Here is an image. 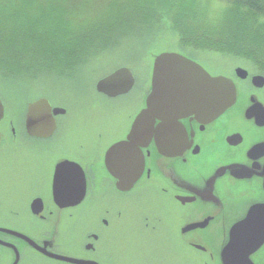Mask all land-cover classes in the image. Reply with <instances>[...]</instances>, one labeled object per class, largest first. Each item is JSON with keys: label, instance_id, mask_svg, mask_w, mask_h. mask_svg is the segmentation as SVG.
I'll return each mask as SVG.
<instances>
[{"label": "flooded vegetation", "instance_id": "1", "mask_svg": "<svg viewBox=\"0 0 264 264\" xmlns=\"http://www.w3.org/2000/svg\"><path fill=\"white\" fill-rule=\"evenodd\" d=\"M201 53L186 50L181 54L215 74L232 78L238 86L236 106L207 126L190 118L182 120L183 135L167 139L176 151L183 150L180 155L159 154L158 140H152L143 150L144 173L127 191L117 189L104 158L113 145L126 140L133 117L93 122L90 135L79 136L75 127L76 134L70 135L69 130L75 126L77 114L95 109L93 94L104 102L132 94L134 73V87L126 95L110 98L96 90L97 83L116 69L96 79L85 71L80 80H71L66 85L70 102L55 104L56 100L46 98L52 110H62L54 116L56 128L46 138L31 136L26 125L28 105L45 97L26 100L20 115H4L0 123V218L21 223H0V230H39L34 241L46 246L45 255H39L55 264H73L66 260L82 264H229L238 259L264 264V242L246 252L244 259L226 250L232 227L255 205L264 206V149L255 151L264 143V118L251 109L255 105L264 108V85L252 83L253 77L264 79V73L238 59L249 70L237 66L231 74L223 73L216 63L209 61L213 66H207ZM239 67L248 72L245 80L236 77ZM146 85L138 91L142 103L149 94ZM64 88L56 97L62 96ZM79 104H83L82 112ZM29 150L45 154L43 159L54 150L65 154L54 163L41 162V158L30 166ZM21 152L26 154L25 162L19 161ZM62 161L77 164L85 176V195L72 206L65 203L72 198L65 196L57 204L53 195L55 168ZM12 239L3 236L1 240L14 245Z\"/></svg>", "mask_w": 264, "mask_h": 264}, {"label": "water", "instance_id": "2", "mask_svg": "<svg viewBox=\"0 0 264 264\" xmlns=\"http://www.w3.org/2000/svg\"><path fill=\"white\" fill-rule=\"evenodd\" d=\"M181 53L176 48H170L159 50L155 55H152L153 63L150 65L146 85L149 94L133 116L126 140L113 145L105 155V168L117 181L116 187L120 191L131 189L143 175L145 167L143 150L149 147L152 140L154 142L158 140L156 148L159 154L165 157L180 155L183 150L176 151L170 143L168 144L167 139L171 140L170 138L173 137L176 140L180 135H183L182 120L190 118L197 121L202 127L207 126L237 104L238 86L232 78L221 73L215 74L208 67ZM235 74L240 80H245L248 77V72L241 67L236 69ZM134 83L135 79L131 70L121 67L101 79L96 85V90L107 97L114 98L129 93L134 87ZM252 83L257 87H263L264 79L253 77ZM254 108L264 118V108L255 105L251 109ZM59 113H62V110L58 108L52 110L46 98H40L30 103L26 115L28 133L34 137L51 136L56 128L54 116ZM4 115H6L5 108L0 100V123L4 119ZM262 149H264V143L258 145L255 151ZM68 162L70 161H62L55 168L53 195L57 204H60L65 196L72 198V200L65 201L66 206H72L82 200L86 185L84 172L74 163L82 172V179L78 178L76 186L71 192L58 190L56 171L61 164ZM260 205H255L252 208L257 210L256 213H252L251 209L242 221L232 227L227 251H235L243 258L246 252L254 251L264 242V215L261 213L264 206ZM237 225H242V227L237 228ZM29 231L37 232L31 236L28 234ZM38 231L0 230V248L12 254L13 260L10 264H19L20 262L19 244L38 255H42V253L45 255L46 246L40 247L34 241ZM3 236L13 238L10 241L14 245L3 242L1 240ZM51 257L58 259L55 255H51ZM66 261L82 264L72 260ZM229 264H247V261L238 259V263L230 261Z\"/></svg>", "mask_w": 264, "mask_h": 264}, {"label": "trees", "instance_id": "3", "mask_svg": "<svg viewBox=\"0 0 264 264\" xmlns=\"http://www.w3.org/2000/svg\"><path fill=\"white\" fill-rule=\"evenodd\" d=\"M87 2L90 7L89 4L94 0ZM98 2V5H102L106 0ZM168 4L163 3V0L154 3L139 1L136 5L137 12L140 13L139 20L123 17V12L127 10L126 6H123V11L116 15L105 12L109 11V6L100 8L106 14L105 20L102 24H95L88 23L83 14L79 16L81 21L74 23L69 21L68 13L60 9L62 6L67 9L66 3L46 4V8L42 10L39 4L29 3L28 8L34 12L32 16H38L36 12L43 13L44 16L51 13V16L49 20H38L42 22L40 28L36 26L37 24H32L27 31L13 22L14 16L0 12V82L24 93L25 89L20 90V86L34 87L33 85L44 83L67 85L71 81L65 80L72 77L80 80L85 71L97 72L99 69L97 66H101L108 55L114 53L112 58L119 60L121 54L125 52L124 48L130 45L131 41H135L126 39L125 34L134 33L135 28L138 32L137 42L143 41L147 44L155 40L160 41L153 33L158 30L156 27H164L163 23L159 25V21L165 16L171 19L173 28L178 26L181 30L180 32L178 28L181 35L180 48L183 49L182 46H185L202 53L213 52L233 57L264 73V34L257 27L245 24L238 20L237 16L226 12L230 6L236 7L238 12L253 16L257 23L261 24L264 21V0H228L226 7L221 8L218 15L209 16L203 21L188 13L180 16L178 11L167 12L169 15L164 11L154 21L159 6L165 7ZM115 8L116 6H113L114 10ZM66 9L64 10L67 11ZM72 16L71 14L70 17ZM137 22H140L137 26L132 25ZM129 25L132 26L126 29L125 27ZM115 69L111 68L109 71Z\"/></svg>", "mask_w": 264, "mask_h": 264}, {"label": "rangeland", "instance_id": "4", "mask_svg": "<svg viewBox=\"0 0 264 264\" xmlns=\"http://www.w3.org/2000/svg\"><path fill=\"white\" fill-rule=\"evenodd\" d=\"M93 0H89V3ZM139 1L147 2V3H154L162 0H106L102 5H98V0H94V2L90 3V7H88V2L86 0H0V12L6 13L8 15L14 16L13 22H16L17 25L22 26V29L30 30V25H35L38 28L42 26V22L38 21L40 19L49 20L51 13L46 14H38V16H32L34 12L28 8L29 3H35L39 4L41 10L46 8V4H62L66 3L68 4L67 9L65 6H62L60 9L63 12H67L69 17V21L72 23L76 21H81L79 19V16L83 14V18L87 19L88 23H100L102 24L105 20L106 14L101 10L100 8H107L109 6V11L106 10L105 12L113 15L118 14L120 11H123V6H126L127 10L123 12V17L125 19L133 20V19H140L139 12H137L136 5L139 3ZM228 0H163V3L168 4L165 7H160L157 9V13L154 16V21L156 20L157 16L162 14V12H169L170 11H178L180 16L184 15L186 13L191 14L195 16V18L198 20L201 18V21L204 19H208L209 16L215 17L219 14V10L223 7H226ZM106 3V4H105ZM116 6L115 10L113 9V6ZM35 6V5H34ZM99 6V7H98ZM60 7V6H59ZM66 9L67 11H65ZM125 9V8H124ZM134 9L136 11H134ZM91 11V15H89V12ZM228 14L237 16L238 20L242 21L245 24L253 25L258 28V30L264 34V21L261 24L257 23V20L248 14H242L236 10V7H229L228 10H226ZM73 15L70 17V15ZM168 14V13H167ZM89 15V16H88ZM169 15V14H168ZM11 20V17H10ZM153 20V19H152ZM152 20L150 22H152ZM213 19H211L212 21ZM186 22V20H183ZM137 23L132 24L133 26H137ZM164 24V27L158 28L156 32L153 34H156L154 37L158 36V39L160 41H154L153 43H144L143 41L137 42L136 39H138V32L137 29H134V33H127L126 39L135 40L131 41V44L128 45L126 48H124V53L121 54V57L119 60L116 58H112L114 56V53L108 55V57L104 58V61L101 63V66H97L100 71V74H98V71L90 70L89 77H93L96 79V77L104 76L108 73H110L109 69L116 68L119 69L120 65H123V67H126L131 70L132 73L135 75L136 79V85L135 90L132 94L124 96L122 98H118L115 101L112 102H104L106 101L100 96L92 95V98H94L93 106L95 109L92 110H86L83 113L77 114L74 118L75 126L70 128L69 134H76L74 132V127L80 134H91V125L93 122H100L103 119L108 120H122L127 118H132L137 111L139 110V107L142 103V99H139V92L141 89L145 87V84L147 83V77L150 71V65H152V55H155L159 50H165L170 48H176L178 51H183L182 53L186 54V50L190 51V49L186 48L185 46H182L180 48L179 42L181 41V35L179 33L180 28L178 26H175L173 28V24L171 23V19L167 16L159 21V25ZM151 24V23H150ZM132 25L126 26L125 28L128 29ZM34 27V26H32ZM150 27V26H149ZM179 28V30H178ZM29 32V31H28ZM181 32V30H180ZM129 34V35H128ZM164 40V41H161ZM180 49V50H179ZM206 54L201 53V60L209 67L213 66L210 64L216 63L217 67L223 72V73H230L231 70L237 66L244 67L248 69V66L244 63L237 61L233 57H226L219 54H213L212 52H204ZM116 59V60H115ZM210 61V62H209ZM115 64L119 66H115ZM211 65V66H210ZM115 66V67H114ZM118 67V68H117ZM115 69V70H116ZM249 70V69H248ZM113 71V70H111ZM86 78V76L84 75ZM76 77H72L69 79H66L65 81H71L75 79ZM87 79V78H86ZM64 82V81H63ZM61 83V82H60ZM72 82H70L71 84ZM62 85H56L54 83H47L43 85H38L34 87H27V85L20 86V90H24V93H20L17 91V88H12L8 85L1 84L0 82V98L4 100L6 105L5 114L6 116H16L20 115L21 112L23 113L24 109V102L28 99H36L39 97H45L49 100L54 99L56 100L55 104L67 102L69 100V97H67V92H69V87L66 88V84L61 83ZM64 85V86H63ZM66 89H65V88ZM35 89L34 91H31L30 89ZM65 89V91L62 94V96H58L56 92L62 89ZM27 89V90H26ZM69 94V93H68ZM51 98V99H50ZM138 100V101H137ZM52 101V100H51ZM102 104L104 106H102ZM79 112H82L83 110V104H79ZM84 128V129H83ZM92 128V127H91ZM84 130L83 132H80L81 130ZM88 131V132H87ZM80 136V135H79ZM74 138V136H73ZM22 147H26L25 145H22ZM49 151V150H47ZM65 152L62 151H51L50 156L47 155L46 159H43L45 157V154L39 155L37 150H29L28 151V157L29 165L32 166L34 163H37L39 159H41V162L45 163H54L59 155H64ZM26 154L25 152L20 153V162H25ZM0 223L4 225H9L11 223H19L18 220H12L9 221L5 218H0ZM14 225V224H13ZM37 231H29L28 234L33 236ZM19 250L21 251L20 256V262L19 264H55L54 262L46 261L44 258H42L40 255L36 254L35 252H32L31 250H27L23 245L19 244ZM13 260L12 254L9 253L7 250L0 248V264H10Z\"/></svg>", "mask_w": 264, "mask_h": 264}, {"label": "snow or ice", "instance_id": "5", "mask_svg": "<svg viewBox=\"0 0 264 264\" xmlns=\"http://www.w3.org/2000/svg\"><path fill=\"white\" fill-rule=\"evenodd\" d=\"M82 172L79 168L71 162L61 164L56 171V184L58 190L71 192L74 190L78 178L82 179ZM256 209H252V213H256ZM262 215H264V209L261 210ZM251 215V214H250ZM237 228L242 227V225H237Z\"/></svg>", "mask_w": 264, "mask_h": 264}]
</instances>
